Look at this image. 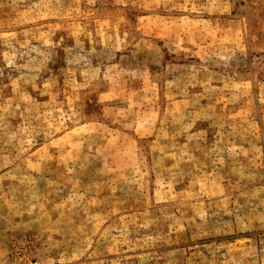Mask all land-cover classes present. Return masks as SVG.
Returning a JSON list of instances; mask_svg holds the SVG:
<instances>
[{
  "label": "rangeland",
  "instance_id": "1",
  "mask_svg": "<svg viewBox=\"0 0 264 264\" xmlns=\"http://www.w3.org/2000/svg\"><path fill=\"white\" fill-rule=\"evenodd\" d=\"M0 264H264V0H0Z\"/></svg>",
  "mask_w": 264,
  "mask_h": 264
}]
</instances>
